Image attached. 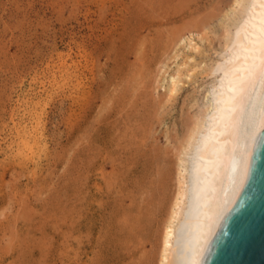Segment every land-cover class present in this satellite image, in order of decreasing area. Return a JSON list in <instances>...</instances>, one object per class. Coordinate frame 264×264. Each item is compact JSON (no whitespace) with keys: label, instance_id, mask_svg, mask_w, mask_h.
<instances>
[{"label":"rangeland","instance_id":"rangeland-1","mask_svg":"<svg viewBox=\"0 0 264 264\" xmlns=\"http://www.w3.org/2000/svg\"><path fill=\"white\" fill-rule=\"evenodd\" d=\"M231 2L0 0V264H159L180 147L241 13ZM65 54L80 61L74 89L50 81ZM38 95L25 165L12 124Z\"/></svg>","mask_w":264,"mask_h":264},{"label":"bare ground","instance_id":"bare-ground-1","mask_svg":"<svg viewBox=\"0 0 264 264\" xmlns=\"http://www.w3.org/2000/svg\"><path fill=\"white\" fill-rule=\"evenodd\" d=\"M236 6H241V13L233 33L225 31L223 55L209 69L214 81L208 104L187 126L180 147L188 154L179 161L183 174L179 173L162 222L159 264H202L243 187L251 154L264 131V0H232L231 8ZM79 64L70 54L60 55L53 73L58 75L50 79L53 86L58 77L74 89L72 78L79 80ZM26 109V121L12 124L13 154L25 165L34 162L41 146V96L29 98Z\"/></svg>","mask_w":264,"mask_h":264},{"label":"water","instance_id":"water-1","mask_svg":"<svg viewBox=\"0 0 264 264\" xmlns=\"http://www.w3.org/2000/svg\"><path fill=\"white\" fill-rule=\"evenodd\" d=\"M202 264H264V131L251 154L243 187Z\"/></svg>","mask_w":264,"mask_h":264}]
</instances>
